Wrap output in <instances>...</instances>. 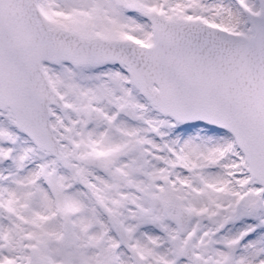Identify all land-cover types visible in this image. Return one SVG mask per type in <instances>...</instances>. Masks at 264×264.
Segmentation results:
<instances>
[{"label": "snow or ice", "instance_id": "obj_1", "mask_svg": "<svg viewBox=\"0 0 264 264\" xmlns=\"http://www.w3.org/2000/svg\"><path fill=\"white\" fill-rule=\"evenodd\" d=\"M0 264H264V0H0Z\"/></svg>", "mask_w": 264, "mask_h": 264}]
</instances>
